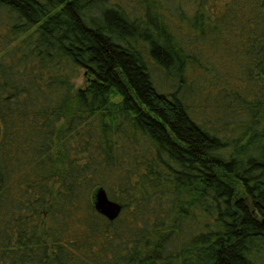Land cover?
Returning <instances> with one entry per match:
<instances>
[{"label": "trees", "instance_id": "16d2710c", "mask_svg": "<svg viewBox=\"0 0 264 264\" xmlns=\"http://www.w3.org/2000/svg\"><path fill=\"white\" fill-rule=\"evenodd\" d=\"M219 1L0 0V264H264V0Z\"/></svg>", "mask_w": 264, "mask_h": 264}, {"label": "rangeland", "instance_id": "374dc122", "mask_svg": "<svg viewBox=\"0 0 264 264\" xmlns=\"http://www.w3.org/2000/svg\"><path fill=\"white\" fill-rule=\"evenodd\" d=\"M220 1L213 5L224 6L226 0H222L221 3ZM208 55H211L210 52ZM201 60L208 66V69L198 67L195 70L193 87L196 88L197 96L191 91V88H188L187 92L190 94L188 97L193 99L191 103L194 104V108L199 110L198 113L203 115V118L205 116L206 119L212 118L216 121L218 117H222V112L219 109L223 104L222 98L229 94L226 90L233 91L234 82L232 81L234 78L239 75L244 77L245 74H242L243 68H240V63L234 58L233 52L228 47L222 48L218 53L213 51L212 56ZM81 81L82 78L78 79V83ZM225 126L221 125V128Z\"/></svg>", "mask_w": 264, "mask_h": 264}, {"label": "water", "instance_id": "95a60500", "mask_svg": "<svg viewBox=\"0 0 264 264\" xmlns=\"http://www.w3.org/2000/svg\"><path fill=\"white\" fill-rule=\"evenodd\" d=\"M94 205L99 213L109 220H115L122 211V204L112 199L104 187H98L94 193Z\"/></svg>", "mask_w": 264, "mask_h": 264}]
</instances>
